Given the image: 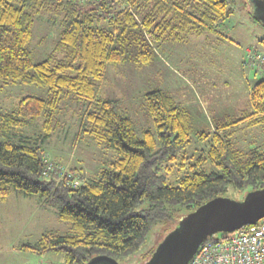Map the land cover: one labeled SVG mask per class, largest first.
<instances>
[{
    "label": "trees",
    "instance_id": "obj_1",
    "mask_svg": "<svg viewBox=\"0 0 264 264\" xmlns=\"http://www.w3.org/2000/svg\"><path fill=\"white\" fill-rule=\"evenodd\" d=\"M123 1L128 5L121 9L122 0H0V83L37 85L49 92L48 98L27 96L13 112L0 114V201L6 202L12 190L37 195L58 210L59 220L70 224L68 235H44L19 251L40 257L57 254L63 264H87L100 255L121 263L142 252L156 226L169 223L168 234L189 213L230 189H264V151H242L232 140L243 122L249 128L264 126V78L250 90L251 111L215 124L207 155L215 170L194 171L176 186L165 171L169 164L183 166L190 159L184 154L192 131L185 108L164 90L150 91L145 102L154 128L139 138L120 103L103 97L108 65L131 59L138 68L148 66L154 58L148 39L182 42L218 32L234 13L229 6L233 0ZM44 12L61 17L62 29L49 57L34 62L28 45L35 15ZM137 24L148 36L146 44L137 43ZM127 43L141 49L133 55ZM71 95L87 107L86 134L117 154L96 179L83 184H75V169L65 173L55 162L49 166L43 149L56 130L60 103ZM37 119H43V133L14 142L10 133ZM221 235L206 242L227 238ZM155 251L141 255L143 264Z\"/></svg>",
    "mask_w": 264,
    "mask_h": 264
},
{
    "label": "rangeland",
    "instance_id": "obj_2",
    "mask_svg": "<svg viewBox=\"0 0 264 264\" xmlns=\"http://www.w3.org/2000/svg\"><path fill=\"white\" fill-rule=\"evenodd\" d=\"M250 4V0H233L229 6L234 13L218 32L193 35L182 42L149 40L143 26L137 24L133 32L138 35L137 43L146 44L148 39L153 61L143 68L136 67L131 59L106 67L103 97L120 103L121 110L132 117L139 138H142V131L154 128L145 102L150 91L168 92L188 112L192 131L184 154L190 159L183 166L179 163L168 165L169 170L165 172L173 186L194 171L213 172L215 168L207 155L215 124L230 117L239 119L245 111H251L248 92L255 83L263 80L264 68L254 70L245 63L250 52L264 54V25L251 18L254 13ZM127 5L122 0L120 7L123 9ZM138 19L142 20V17ZM103 25L109 27L107 22ZM33 28L28 50L34 62H42L49 57L59 39L61 17L55 18L48 12L35 15ZM127 44H130L128 52L133 55L141 49L135 43ZM27 96L48 98L49 92L37 85L0 83V114L13 112ZM59 106L56 130L43 148L46 161L49 166L51 162L57 163L65 173L75 169V184L96 179L102 169L115 161L116 152L100 147L86 134L83 114L87 107L78 103L74 96L64 99ZM42 125L43 119H37L20 131H12L10 136L13 135L14 142L34 140L43 133ZM232 140L242 151L249 152L254 145L264 150V126L252 130L242 128L241 131L239 126ZM251 192L249 188L245 192L230 189L223 196L244 202ZM182 213L186 214L185 211ZM58 216V210L43 198L12 190L6 202L0 201V264H63V256L40 257L18 249L24 244H37L44 235H68L70 224L59 220ZM170 227L169 223L156 226L142 252L120 264H143L141 255L165 240ZM217 235L222 239L221 234Z\"/></svg>",
    "mask_w": 264,
    "mask_h": 264
},
{
    "label": "water",
    "instance_id": "obj_3",
    "mask_svg": "<svg viewBox=\"0 0 264 264\" xmlns=\"http://www.w3.org/2000/svg\"><path fill=\"white\" fill-rule=\"evenodd\" d=\"M253 17L264 25V0H250ZM264 219V189L249 193L244 202L224 196L201 205L169 232L145 264H189L202 244L213 235L232 234L246 226H256ZM87 264H120L100 255Z\"/></svg>",
    "mask_w": 264,
    "mask_h": 264
},
{
    "label": "built area",
    "instance_id": "obj_4",
    "mask_svg": "<svg viewBox=\"0 0 264 264\" xmlns=\"http://www.w3.org/2000/svg\"><path fill=\"white\" fill-rule=\"evenodd\" d=\"M245 64L264 68V54L250 52ZM226 235L224 240L205 241L189 264H264V219Z\"/></svg>",
    "mask_w": 264,
    "mask_h": 264
},
{
    "label": "crops",
    "instance_id": "obj_5",
    "mask_svg": "<svg viewBox=\"0 0 264 264\" xmlns=\"http://www.w3.org/2000/svg\"><path fill=\"white\" fill-rule=\"evenodd\" d=\"M253 75H255V72H253ZM250 90H251V89H250ZM250 90H249V92H248L249 95H250ZM247 124H248L247 122H243L242 125H240V131L242 130V128H244V130H245V129H249V130H250V129H251V130L253 129V128H249ZM254 148H257V149H260V150L263 149V148H262L261 146H259V145H254ZM254 148H253V149H254ZM263 151H264V150H263Z\"/></svg>",
    "mask_w": 264,
    "mask_h": 264
},
{
    "label": "bare ground",
    "instance_id": "obj_6",
    "mask_svg": "<svg viewBox=\"0 0 264 264\" xmlns=\"http://www.w3.org/2000/svg\"><path fill=\"white\" fill-rule=\"evenodd\" d=\"M149 257V256H148Z\"/></svg>",
    "mask_w": 264,
    "mask_h": 264
}]
</instances>
